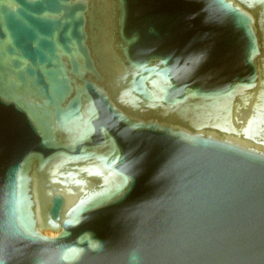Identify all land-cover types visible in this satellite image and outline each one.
I'll return each instance as SVG.
<instances>
[{
	"label": "water",
	"instance_id": "1",
	"mask_svg": "<svg viewBox=\"0 0 264 264\" xmlns=\"http://www.w3.org/2000/svg\"><path fill=\"white\" fill-rule=\"evenodd\" d=\"M0 264H264V0H0Z\"/></svg>",
	"mask_w": 264,
	"mask_h": 264
}]
</instances>
